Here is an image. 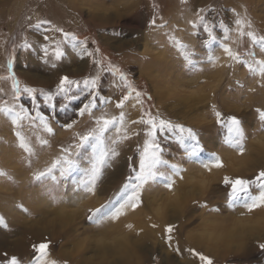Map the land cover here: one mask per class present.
Here are the masks:
<instances>
[{"label":"rangeland","instance_id":"374dc122","mask_svg":"<svg viewBox=\"0 0 264 264\" xmlns=\"http://www.w3.org/2000/svg\"><path fill=\"white\" fill-rule=\"evenodd\" d=\"M214 1L215 5L211 2L206 4L205 16L216 22L215 33L218 38L223 35L219 21L224 20L230 28L235 29L237 18L246 21V30L264 35V0ZM20 2L22 5H16L11 0V3L0 7V90H2L0 108L15 107L16 104L13 100L14 90L7 65L8 59L15 57L12 73L16 75L21 89L33 87L38 90L39 110L50 117L49 126L53 131L48 132L42 120L31 123L22 115L21 121L17 123L11 116L0 112V216H3L8 224L7 228L0 225V264H7L5 253L9 258L18 256L23 259V264H30L33 256L32 245L45 239L53 242L52 258L61 261L83 260L85 264L109 261L111 264H118L117 262L122 261L119 258L110 255L108 259L106 255L92 249L95 246L114 244L120 240L126 246L132 242L138 245L134 264H155L153 256L159 258V264L166 256L175 259V264H196L197 260L191 258V255L186 253L187 256H184V253L175 255L165 245L161 237L166 224L176 223L181 228L183 226V230H180L183 233H177L179 242L184 244L191 237H196L198 239L196 246L189 245L206 255H210L207 250L209 248L205 247L209 242L206 234L213 230L212 226L222 223L223 226L230 228L241 220L243 225H247L246 227L254 224L259 216L256 214L257 210L251 214L246 213L242 208L232 210L227 207L228 189L223 185V177L239 175L254 178L255 174L264 168V130L260 128L256 113V109L264 108V75L260 72V66L255 64V60L264 59V53L261 52L259 45L253 46L248 37L238 40L234 32L230 33L227 43L234 51L241 52L245 61H251L254 70H250L246 62L232 63L220 47L219 39L211 45V48L203 44L207 39V33L200 27V21L196 23V27L192 24V18H198L197 11L181 8L178 16L174 12V18H169L170 21L157 22V26L153 27L150 21L156 20V15L157 17L160 15L162 5L158 0H102L101 5L108 11L106 14L109 12L118 14L117 20L120 23L116 22L117 24L112 22L113 24L97 25L86 20V15L79 14V28L67 24L64 30L74 33L81 40H87L88 49L95 53V59L102 58L105 65L110 64L122 70L131 87L144 95L141 97L140 105H137L133 96L123 109L124 127L129 130L128 136L131 139L121 140L119 145L115 146L120 148L121 155L118 158L111 155L107 157L108 163L102 168L96 192L85 193L82 190L74 192L73 186L83 178L84 168L89 163L88 156L91 153L89 148L75 149L70 153L80 166L67 176H59L60 168L57 167L53 173L39 180L36 177L42 171L47 172L54 161L63 155L64 147L75 145L79 133L94 126L87 116L83 118L78 116V108L82 100L87 102L85 100L87 93L81 90L78 98L63 109L49 108L43 98L47 92L56 91L59 80L53 81V72L59 71L61 77L69 75L73 78H81L94 74L95 66L91 59H81L83 54L65 41L61 45L65 55L60 60L52 57L60 64L59 69L46 70L48 67L43 66L41 51V44L44 41L39 34L42 30L32 27L38 19H43L44 14L41 12L38 16L26 20L31 6L26 5L25 0ZM140 6L149 8V14H145L143 18L135 14ZM84 9L86 11L88 7ZM174 21L177 25L172 26ZM154 31L164 32L171 49L167 48L166 42H161V34ZM52 35L55 37L54 33ZM59 37L58 41L62 39L60 35ZM25 40L32 45L37 42L38 45H33L31 48L21 47ZM145 44H149L150 49L145 50ZM249 49H253L257 55L249 57L247 55ZM209 51H213L219 57L215 64L209 63L206 59ZM185 57L193 58L196 61L195 67L188 65ZM22 59L25 62L28 59L29 65H23ZM161 63L165 64L164 68H160ZM24 74L40 83L32 85ZM101 85L102 94L111 96L113 101L122 98L126 91L130 90L115 73L102 74ZM55 102L59 105L60 98L57 97ZM20 103L29 107L33 113L37 111L27 94L22 95ZM221 106H225L227 115L239 116L242 121L247 137L244 156H240L237 150L225 144L228 135L226 125L218 123L215 116L216 111L223 113ZM146 110L151 111L158 118L169 119L173 123L192 128L200 147L192 153L188 145L191 141L187 137L184 141L181 140L178 130L161 132L158 141L162 145L164 158L183 169L175 177V186L168 189L161 183L153 184L145 192V206L140 210L135 213L130 212L126 219L120 221L121 223L112 222L97 228L86 219L88 209L99 207L101 203L119 196L122 183L131 173V168L128 167L131 161L128 158L133 157L138 161L142 145L148 139L147 130L143 125L132 124V121L139 120ZM16 111L19 109L16 108ZM105 111L109 116H119L121 110L116 109L114 103H109ZM97 114L99 115V112ZM227 117H224L225 120ZM73 118L80 121L79 126L73 129L62 127ZM116 127L119 125H113L106 134L104 146L106 150L110 151L114 147L111 140ZM133 132H141V135L133 136ZM17 133L20 135L18 136ZM43 133L49 138H54L55 142L43 143L45 140L39 139ZM127 141L131 144L126 146ZM35 145L40 149L37 152ZM215 154L222 157L225 167L222 169L213 167L209 172L203 168L202 163L211 161ZM121 157L125 159L122 164L118 160ZM107 166L111 169L106 172L104 168ZM117 169L121 170L119 174L115 172ZM162 170L167 171V166H162ZM52 175L57 179L53 180ZM253 187L255 188V185ZM65 190L68 191V197L61 203L54 202L52 197L59 196ZM179 201L181 204L178 203ZM182 201H185L184 205ZM193 201L207 202L209 207H198ZM212 207H218L220 211H211ZM23 209L28 211L25 212ZM242 212L246 214L241 215ZM126 223H132L135 227L128 229ZM153 223L158 224L159 227L152 228ZM120 227L119 232H116ZM141 229L148 233L144 232L142 236L133 237L128 233L135 230L140 232ZM246 233L252 235L251 242L264 239V231L261 233L254 231L253 234L246 231ZM129 237H131L130 241ZM114 238L117 240L113 241ZM250 241L245 242L242 247H250ZM144 247L149 250L145 252ZM152 250L154 255L151 253ZM257 253L252 252L249 255L242 249L230 253L223 264H264V251L259 248ZM160 255L163 258H160ZM150 259L151 263L148 262Z\"/></svg>","mask_w":264,"mask_h":264},{"label":"snow or ice","instance_id":"6c2138e0","mask_svg":"<svg viewBox=\"0 0 264 264\" xmlns=\"http://www.w3.org/2000/svg\"><path fill=\"white\" fill-rule=\"evenodd\" d=\"M205 9L199 8L197 10L198 19L200 21V27L207 33V39L203 41V44L211 48V45L218 41L223 52L228 57L229 61L235 63L240 61L241 63H247L250 70L253 69V63L251 61H245L243 54L239 51H234L227 40L230 39V33H235L237 39L248 37L251 40L253 46L259 45L260 50L264 53V35H259L255 31L246 30V21L244 19L237 18L235 20V29L230 28L224 20L219 21V27L222 30L223 35L218 38L215 33L216 22L208 19L203 15ZM215 11V9H212ZM235 11V9H233ZM153 27L157 26L155 19L151 20ZM194 27L196 22L192 21ZM167 25H161L166 27ZM250 27V24L248 25ZM32 27L42 30L40 35L43 38L44 43L41 44V51L45 62H48L52 56L56 60H60L64 55L65 51L61 45L66 41L71 44L73 49H78L83 55L81 59L88 58L92 60L94 68V74L84 76L81 78H73L69 75H64L59 79V83L56 85V91H51L44 95V102L47 103L49 108L55 109L56 107L65 108L68 103L78 98L81 90L87 93L85 96V102L82 100L81 106L78 108V116L83 118L87 116L94 126H91L85 132H81L77 135V142L72 147H64L62 149L63 155L56 159L51 167L48 168L47 172H40L36 179L53 173V170L57 167L60 168L59 176H67L74 169L79 167V162L74 160L70 153L75 149L83 150L89 148L91 150L88 156V165L84 168L83 178L73 186V191L82 190L85 193H95L97 190V183L102 175V168L108 163L107 157H119L120 152L116 150L115 146H118L121 140H130L128 136V129L124 127L125 124V112L123 109L126 107V103L130 102L135 96L137 105L142 103L141 97L144 95L141 91L131 87L128 82L126 74L113 66L105 65L104 60L95 59V53L88 49L87 40L79 39L74 33L65 31L64 28L56 26L51 20L38 19ZM53 33L59 34L62 39L57 41L52 35ZM24 48H31L32 45L27 40L21 45ZM51 49V52H50ZM247 55L249 57H255L257 53L253 49H249ZM15 57L8 59V71L11 75L12 89L14 90L13 100L16 102L15 107H3L0 108V112L5 113L13 118L14 122H20L23 117L27 118L31 123H35L38 120H42L48 132H52L53 128L49 126L50 117L39 110V104L37 103V92L38 90L33 87H25L23 89L19 86V81L14 73H12V66ZM186 63L195 67L196 61L191 57H185ZM206 59L209 63L215 64L219 57L215 55L213 51H209L206 54ZM255 64L260 66V72L264 75V59L255 60ZM53 63V67H55ZM231 66V64L229 65ZM202 70V69H199ZM115 73L119 76L120 81L124 82L128 86V91L122 96V98L113 101L111 96L102 94V74L111 75ZM2 91V90H0ZM23 94H27L33 105L36 106L37 111L33 113L29 107H26L23 103H20ZM59 97L60 103L57 105L55 99ZM99 102V103H98ZM109 103H114L116 109H120L119 116H109L105 109ZM134 107V106H133ZM16 108L19 111H16ZM95 110V111H94ZM99 112V115L97 114ZM257 116L260 122L261 130H264V108L256 109ZM218 123L226 125L227 138L225 144L229 145L233 149L237 150L240 156H244L246 152V133L242 126V121L236 115L227 117L225 120L224 114L220 111L215 112ZM80 121L73 118L69 122L62 125L63 128L73 129L75 126H79ZM133 125H143L147 130L148 139L142 145L139 159L135 160L133 157H129L128 160L131 163L128 167L131 168V173L127 176L126 180L122 183L121 189L119 190V196L116 199H109L104 203H101L99 207L89 208L87 221L97 228L106 226L112 222H120L126 219L131 213H135L145 206V192L149 190L153 184L161 183L168 189H172L175 186L177 177L183 169L179 165L170 163L163 156L162 145L158 141V136L161 132L178 130L181 134L180 139L185 140L189 138L191 152L195 153L200 145L196 133L192 128H186L183 124L173 123L169 119L158 118L153 115L151 111H145L140 116L139 120L132 121ZM113 125H119L114 129V136L111 140V144L114 145L109 150L105 149L106 134L109 133ZM186 134V135H185ZM19 136L20 134L17 133ZM141 132H133V136H140ZM47 143V141H43ZM31 151V149H29ZM162 166H167V171L162 170ZM203 168L209 172L212 171L213 167L216 169H222L225 167V162L222 157L218 154L214 155V158L209 161L202 163ZM53 180H56V176L52 175ZM59 183V181H57ZM223 185L228 189L226 194V205L232 210L242 208L246 210V213H252L257 209L264 208V168H261L258 173L255 174L254 178H245L243 176H228L223 177ZM255 185V188L253 187ZM68 197V191L65 190L59 196H53L52 199L56 203L63 202V199ZM198 207L208 208V203H201L200 201H193ZM27 212V209H23ZM214 212H219L218 207H212L210 209ZM246 213L242 212L241 215ZM0 225L4 228L8 227V224L3 216H0ZM128 229L135 227L132 223H126ZM152 228H158L159 225L153 223ZM143 231V229H141ZM179 232V226L176 223H168L164 226V234L161 237L165 245L169 247L175 255H181L187 253L194 257L198 264H215L212 256L206 255L203 251H199L194 247H188L182 249L177 233ZM258 247L264 251V243H259ZM53 248V242L50 239H45L37 244L32 245L33 256L30 264H70L68 260H58L52 258L51 250ZM5 259L7 264H23V259L18 256H11L10 258L5 253ZM155 264H159V258L153 257Z\"/></svg>","mask_w":264,"mask_h":264},{"label":"bare ground","instance_id":"6f19581e","mask_svg":"<svg viewBox=\"0 0 264 264\" xmlns=\"http://www.w3.org/2000/svg\"><path fill=\"white\" fill-rule=\"evenodd\" d=\"M14 3L13 4H21L20 1L22 0H13ZM80 1V2H79ZM160 2H162V5H161V9H160V15H156V21L157 22H167V21H170L171 18H174L173 17V14L174 12H176V16H178L180 13L179 10L181 8H185V10H189V11H197L199 8H204L205 9V6L207 3L211 2L215 5V1L214 0H158ZM7 3H11V0H0V7L1 5H4V4H7ZM25 3L26 5L29 4V6H31V8L29 9L30 12L27 13V19H30L31 17H35V16H38L39 13L42 12V14H44L42 17L43 19L45 20H51L52 23L56 26H59V27H62V28H65L67 26V24H71L73 26H75V28H79V25H80V20H79V14H83L86 15V20L88 21H92L93 23L97 24V25H107V24H113V23H120L117 19H118V14H112V13H108L106 14L108 11L106 8H104L103 5H101L102 3V0H25ZM134 4V3H133ZM22 5V4H21ZM137 5V4H136ZM9 6V5H8ZM7 6V7H8ZM12 6V4H11ZM211 6V5H209ZM5 7V6H4ZM85 7H88V10L85 11ZM19 8V7H18ZM91 8V10H89ZM1 9V8H0ZM84 9V10H83ZM144 9H146L144 11ZM207 9V8H206ZM206 9L203 13V15H206ZM22 10V9H20ZM137 13L135 12V14H138L139 17H144L145 14H149V8L148 7H139L137 9ZM152 10V9H151ZM150 10V11H151ZM183 10V9H182ZM134 11V10H133ZM148 12V13H147ZM152 12V11H151ZM191 12V13H192ZM19 13V12H18ZM17 13V14H18ZM153 13V12H152ZM158 14V13H157ZM193 14V13H192ZM185 15V14H184ZM137 16V15H136ZM172 16V17H171ZM180 17V16H179ZM82 18V17H81ZM170 18V19H169ZM192 18V17H191ZM193 21H195L196 23H198V18H192ZM120 20V19H119ZM175 21L177 20V18L174 19ZM172 21V20H171ZM174 21V22H175ZM113 22V23H112ZM151 22V21H150ZM149 22V23H150ZM178 22V21H177ZM117 24V23H116ZM131 24V23H130ZM141 24V23H140ZM143 24V22H142ZM138 25V24H137ZM172 26L173 25H177V23H173L171 24ZM170 25V26H171ZM197 25V24H196ZM140 26V25H138ZM161 26V25H160ZM151 27V25H150ZM134 28V27H133ZM139 29V27H138ZM155 32V31H154ZM155 33H159V32H155ZM175 33V32H174ZM184 33V32H183ZM138 34V33H137ZM159 34H161V42H166V45H167V48L168 49H171V47L169 46V43L168 41H166V38L165 35H164V32H160ZM55 35V40L58 41V39L60 38L59 37V34H56L54 33ZM178 35V34H177ZM180 35V34H179ZM178 35V36H179ZM139 37V36H138ZM193 42V40H192ZM32 45V44H31ZM33 45H38L37 42H35ZM32 45V46H33ZM158 45V44H157ZM145 50H148L150 49L149 47V44H145ZM163 51V50H162ZM169 51V50H168ZM50 52H51V49H50ZM136 54V53H135ZM53 57V56H52ZM51 59L48 61V62H45V59L43 58V62H44V65L43 66H47L48 68H46V70L48 71H53L54 69H59V66L60 64L57 62V61H54L53 59ZM183 61V60H182ZM29 61L28 59H26V62L24 61V59H22V64L24 65H29ZM53 63H55V67H53ZM165 64H162L161 63V66L160 68H164ZM168 69V68H167ZM52 73V72H51ZM24 77L27 78L28 77V81H30V83L32 85H38V83H40L38 81V83L35 81L36 79H32L31 76L29 75H25L24 74ZM61 77V73H59V71H55L53 72L52 74V79L53 81H57L59 80V78ZM115 82V81H114ZM55 83V82H54ZM46 87V86H45ZM254 92V91H253ZM244 93V92H243ZM235 101V100H234ZM134 104V103H133ZM229 105V104H228ZM220 106V105H219ZM129 107V106H128ZM215 107V106H214ZM221 111H223V113L225 112L224 114V117H229L231 115H227L226 114V108L225 106H221ZM213 110H215L214 108H211ZM213 113V112H212ZM239 117V116H238ZM249 118V117H248ZM88 123V122H87ZM23 131V130H22ZM25 133V131L23 132ZM22 133V134H23ZM245 133H246V130H245ZM28 135V134H27ZM31 135V134H30ZM45 137V139H43ZM37 138V137H36ZM39 138V137H38ZM37 138V139H38ZM39 139H42V140H45V141H50V143H53L55 142V139L52 138V137H48L46 134L43 135L39 138ZM35 141V140H34ZM29 142V140H28ZM31 142V141H30ZM36 142V141H35ZM57 142V140H56ZM33 143V142H32ZM31 143V144H32ZM37 144V143H36ZM40 144V143H39ZM128 144H131L130 141H127L126 142V146ZM34 145V144H33ZM32 145V146H33ZM36 146V145H35ZM39 148L36 146L35 147V151L37 152ZM119 152L120 148L117 147L116 148ZM40 150V149H39ZM34 151V150H33ZM34 151V152H35ZM132 153V152H131ZM34 154V153H33ZM123 154V153H122ZM32 155V154H31ZM44 155V154H43ZM33 156V155H32ZM31 156V157H32ZM264 156V155H263ZM44 157V156H43ZM118 158V157H117ZM119 162H121L120 164L123 163V160L122 157L120 159H118ZM24 166V165H23ZM247 166V165H246ZM112 167V166H111ZM110 166L104 168V170H106V172L108 170H110ZM120 169V168H119ZM119 169H117L115 172L117 174H119L121 172L118 171ZM113 174V173H112ZM115 176V175H113ZM118 180V179H117ZM120 182V181H119ZM177 186H179V184H177ZM178 189V188H177ZM214 189V188H213ZM179 197V195H177ZM181 197V196H180ZM177 198V197H176ZM181 199V198H180ZM176 200V199H175ZM163 202V201H162ZM184 202L185 201H182V205H184ZM178 203L181 204V201H179ZM178 205V204H176ZM163 209V207H161ZM160 208V209H161ZM179 208V207H177ZM164 210V209H163ZM161 212V211H160ZM162 213V212H161ZM169 213V212H168ZM252 214V213H251ZM258 216V218L254 221V224L252 226H249V227H246L245 225L242 224V220L239 221V223L237 225H233L232 227L230 228H227L225 227V225L223 226L222 223L218 224V225H215V226H212V229L209 233L206 234V237H207V240H209V242L205 245V247H208L209 249V252L208 254H210V256L213 257L214 261H215V264H223V262L225 261V259H227V257L230 255V253H233V252H237V251H241L242 249L244 251H246L247 254H251L253 252V254H258V250H259V247H258V244L261 242V241H264V239H259L256 241H250V238L251 236L248 235L246 233V231H249L250 234H253L254 231H258L261 233V231L263 232L264 231V208L262 209H257V213H256ZM164 215V214H163ZM256 215V216H257ZM168 217V216H167ZM151 219V218H150ZM157 220V219H156ZM246 220V219H245ZM153 221H154V218H153ZM163 221V219H162ZM248 221V219H247ZM253 221V220H252ZM251 221V222H252ZM144 222V221H143ZM251 222H249V224H251ZM121 223V222H120ZM164 223V222H163ZM253 223V222H252ZM227 224V223H226ZM248 224V222L246 223ZM126 225V224H125ZM121 229L120 228H117L116 232ZM151 229V228H150ZM183 230V226L182 228L179 227V232L178 234L180 233H183L181 232ZM181 230V231H180ZM119 232V231H118ZM145 232V234H147L148 232H146V230H143V231H140L138 232L137 230L135 231H130L128 233H130L132 235V237L135 235H143V233ZM245 232V233H244ZM121 233V232H120ZM259 233V234H260ZM263 234V233H262ZM118 235H122V234H118ZM122 237V236H121ZM259 237V236H258ZM118 239V236L116 237ZM117 239H113V241L117 240ZM252 239V238H251ZM131 240V237H129V241ZM123 241V240H122ZM137 241V240H136ZM198 239L196 237H191L188 241H185L186 243H180L181 244V247L182 249H185V248H188V247H191L189 244L193 245V246H196L195 244L197 243ZM247 241H250V247H242L243 244ZM138 243V242H137ZM206 243V242H205ZM236 243V244H235ZM110 245V246H108ZM107 246L103 245V246H95L94 249H92V251H99L101 254L103 255H106V257L109 259L110 255H113L117 258H119L120 260H122L121 262H117L118 264H134L135 259H134V255L136 254V251L138 250V245L134 242L132 243H129V245H125L123 242H121L120 240L117 242V243H114V244H108ZM143 250L145 252H147L149 250V248H143ZM206 251V250H205ZM152 255H154V252L152 250ZM186 253V252H185ZM184 253V256L187 254ZM129 255V256H128ZM161 257L160 258H163L162 255H160ZM172 256V255H171ZM187 256V255H186ZM154 257V256H153ZM216 257V258H214ZM192 258V256H191ZM246 258V256H245ZM249 258V257H248ZM63 259V258H61ZM133 259V260H132ZM195 259V258H194ZM175 259H173L172 257H164L163 260H162V263L161 264H175ZM193 260V259H192ZM179 261V260H177ZM194 261V260H193ZM196 261V260H195ZM194 261V262H195ZM131 262V263H129ZM149 263H151V259L148 260ZM70 264H85L83 262V260H78L75 261V262H70ZM96 264V263H95ZM100 264H111V262L107 261V262H104L102 261ZM196 264H198V261L196 262Z\"/></svg>","mask_w":264,"mask_h":264}]
</instances>
